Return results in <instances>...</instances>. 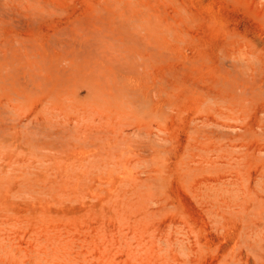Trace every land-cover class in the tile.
Segmentation results:
<instances>
[{
	"label": "rangeland",
	"instance_id": "obj_1",
	"mask_svg": "<svg viewBox=\"0 0 264 264\" xmlns=\"http://www.w3.org/2000/svg\"><path fill=\"white\" fill-rule=\"evenodd\" d=\"M0 264H264V0H0Z\"/></svg>",
	"mask_w": 264,
	"mask_h": 264
}]
</instances>
